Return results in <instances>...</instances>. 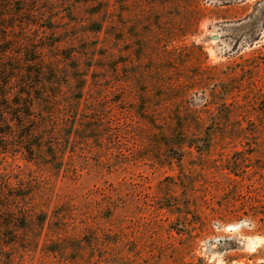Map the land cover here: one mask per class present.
<instances>
[{
	"label": "rangeland",
	"instance_id": "rangeland-1",
	"mask_svg": "<svg viewBox=\"0 0 264 264\" xmlns=\"http://www.w3.org/2000/svg\"><path fill=\"white\" fill-rule=\"evenodd\" d=\"M0 90V264H264V0H0Z\"/></svg>",
	"mask_w": 264,
	"mask_h": 264
},
{
	"label": "trees",
	"instance_id": "trees-1",
	"mask_svg": "<svg viewBox=\"0 0 264 264\" xmlns=\"http://www.w3.org/2000/svg\"><path fill=\"white\" fill-rule=\"evenodd\" d=\"M33 98V94H29L26 92L11 94L10 92H1L0 90V100L2 99L9 103V106L7 108H3L2 106H0V121H2L1 119L3 117L11 120L14 115L24 120L31 119V117L33 116L30 114V111H32L33 106L31 105V103H29L28 100H32ZM11 122L13 128H16L18 125L16 121L11 120ZM7 135L12 136V132Z\"/></svg>",
	"mask_w": 264,
	"mask_h": 264
}]
</instances>
